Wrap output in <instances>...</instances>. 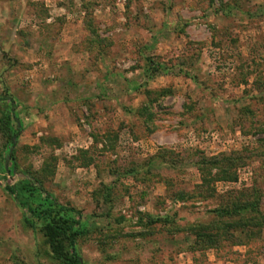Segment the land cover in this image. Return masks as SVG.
<instances>
[{
  "label": "rangeland",
  "instance_id": "374dc122",
  "mask_svg": "<svg viewBox=\"0 0 264 264\" xmlns=\"http://www.w3.org/2000/svg\"><path fill=\"white\" fill-rule=\"evenodd\" d=\"M0 98V264H59L27 178L80 212L84 264H264L239 214L192 249L222 205L264 216V0H0Z\"/></svg>",
  "mask_w": 264,
  "mask_h": 264
},
{
  "label": "trees",
  "instance_id": "16d2710c",
  "mask_svg": "<svg viewBox=\"0 0 264 264\" xmlns=\"http://www.w3.org/2000/svg\"><path fill=\"white\" fill-rule=\"evenodd\" d=\"M0 102L9 103L7 111L3 112L0 117L1 129L7 136L6 143H9L20 132L21 124L18 118L15 120L16 125L14 124V119L18 115L11 109L12 104L9 99L0 98ZM7 153L13 158L10 149H7ZM13 166V168H8L7 170L10 174L15 169V163ZM205 174H209V171ZM6 191L30 215V218H25L24 220L27 227L35 228V222H40L39 233L44 238L43 244L48 247L46 254L51 260L57 261L59 264H84L81 262L77 241L87 235L88 232L87 224L82 220L80 212L74 208L61 206L52 201V196L45 191L40 181L36 178H27V180L20 181L13 186H7ZM28 197L42 199H38L41 204L33 207ZM253 205L256 206V203ZM253 205L249 202L240 203L233 206L232 211L225 209V205L218 207L214 210L217 214L214 221L198 224L194 227L192 234L195 236V243L192 249L198 251L208 248H218L221 243V237L227 233L226 230L229 226L222 223V219L234 216V214H239V217L244 219L242 225L247 228L245 237L248 241L254 240L258 236L260 237L264 229V216L260 214L254 219L243 217ZM237 226L239 227V224Z\"/></svg>",
  "mask_w": 264,
  "mask_h": 264
}]
</instances>
